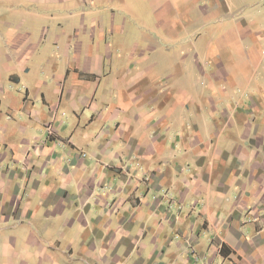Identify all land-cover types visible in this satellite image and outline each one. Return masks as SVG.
<instances>
[{"label":"crops","instance_id":"1","mask_svg":"<svg viewBox=\"0 0 264 264\" xmlns=\"http://www.w3.org/2000/svg\"><path fill=\"white\" fill-rule=\"evenodd\" d=\"M26 1L0 35V264L75 228L77 264H264V0H217L208 71L175 61L169 90L153 73L190 26L120 42L98 0Z\"/></svg>","mask_w":264,"mask_h":264},{"label":"rangeland","instance_id":"2","mask_svg":"<svg viewBox=\"0 0 264 264\" xmlns=\"http://www.w3.org/2000/svg\"><path fill=\"white\" fill-rule=\"evenodd\" d=\"M245 1L246 0H233V2L237 5H241ZM248 1L251 2L255 0ZM193 2L194 0H98L95 5L100 9V11L104 8L103 5L106 7L111 6L116 15L115 22L119 25H122L123 23L125 24H123L125 27L124 35H115L114 37L120 42H124L127 38L128 40L132 39L130 40L131 42L135 40L142 43L144 39L149 40L148 37L150 35L159 38L160 32L151 27L152 18L157 17L161 19L165 14L168 15V18L171 21H179L191 27H189L190 30L188 29L186 33L180 34L182 35L180 41L176 43L178 46L177 54L168 58L171 59L170 62L156 68L153 73L154 79L157 80L161 78L158 80V83L169 90L172 86L171 84L170 86L167 85L169 83V79L166 77L169 73L173 74V72L167 67L175 66L177 65L176 62H178L182 67L181 72L185 70V73H183L182 76H185L186 81H189L190 79H196L198 81L200 73L195 60L196 58L199 59L202 66L205 67L207 61V58L204 56L207 49V46L205 45H207L211 39H214L213 37H215V35L221 32L222 24L219 23H223V20H220V15L217 12L214 14L210 13L211 7L213 8L216 6L217 0H198V4H193ZM14 8H19L20 11L16 14L13 12ZM33 8L34 7L26 0H0V35L5 32L4 26L6 23L10 22L16 25L17 23L22 22L24 20L23 13L25 10H33ZM103 14L104 13L101 12V15ZM107 15L110 16L111 14H106V17ZM30 17L32 19H30ZM30 17L26 16L27 21H25V27H30L31 29L29 28L30 30L28 31L31 32V34L33 33L35 37L40 38L42 35L40 32L41 23H37L36 16ZM32 30L34 31L32 32ZM159 43L163 48V43L165 42L159 40ZM166 46H169V44L165 43V47ZM162 48L160 51H162ZM236 49H239L238 46ZM160 51L154 53V60H158L160 56H156L157 54H160ZM175 70L176 69L173 71ZM205 71H208V67H205ZM193 76H195V78H192ZM170 81L174 83L177 80L171 79ZM189 87L191 86L189 85ZM74 230L65 231V235L63 236L65 240H62L61 238V241L58 242H55V240L47 242L46 244L49 245L47 246L49 249L46 250L45 253L47 257L43 258L42 262L38 257L33 255L29 257L25 252L30 251L33 253L30 246L27 243L19 242L18 249L21 254L25 253V258L22 259H24L28 264H38V260L41 264H51L50 260H52V262H57L58 264H77L75 262H70L71 256L66 257L58 252V248L66 251L68 250L67 246L69 244L67 240L71 239L73 232H75ZM73 248L75 252L78 248L77 242H75ZM149 252L150 251L147 253L149 254ZM77 255L78 254L75 253V258H77ZM86 259L87 258H85V260ZM87 263L94 264L88 259Z\"/></svg>","mask_w":264,"mask_h":264}]
</instances>
